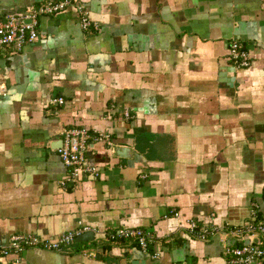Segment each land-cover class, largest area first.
<instances>
[{"label":"crops","instance_id":"0c3cea01","mask_svg":"<svg viewBox=\"0 0 264 264\" xmlns=\"http://www.w3.org/2000/svg\"><path fill=\"white\" fill-rule=\"evenodd\" d=\"M47 1L0 0V20ZM81 1L98 29L69 8L0 56V238L86 226L94 239L6 262L228 264L226 246L242 242L226 230L254 206L264 216V0ZM231 41L248 68L229 61ZM69 128L108 131L113 144H89L97 178L61 187ZM188 220L219 232L200 241ZM122 228L153 242L111 241Z\"/></svg>","mask_w":264,"mask_h":264},{"label":"built area","instance_id":"2783aa9c","mask_svg":"<svg viewBox=\"0 0 264 264\" xmlns=\"http://www.w3.org/2000/svg\"><path fill=\"white\" fill-rule=\"evenodd\" d=\"M69 8L75 11L78 25L82 30L98 29L97 23L90 19L81 0H49L0 20V56L9 47L20 50L25 44L37 40V27L41 17L54 16ZM227 55L229 61L239 68H248L251 64L248 52L237 41H231L227 45ZM63 103L60 97L52 100V104ZM62 135V144L57 149V154L66 169V175L60 182V186L64 187L68 183L76 185L83 176L97 178L98 168L86 161L85 153L89 150L90 143H102L106 147H111L113 144L111 134L108 131L97 133L84 128H69L63 130ZM250 217L251 220L244 226L234 227L225 232L227 237L242 242L239 247L226 246L225 254L228 264H264V216L259 217L254 206L251 208ZM88 231L89 228L86 226H78L54 240L43 239L31 233L11 235L5 243L0 238V264H16V261L7 263L6 258L11 254L18 256L28 249L57 253L65 251L74 243L77 236ZM185 231L200 241H205L219 232L214 225H199L193 220L186 222ZM249 236H254L255 239L249 240ZM110 240L132 241L144 252L153 242V237L141 229L122 228L111 235ZM246 241L247 244H245ZM156 257L157 254L152 256V258Z\"/></svg>","mask_w":264,"mask_h":264},{"label":"water","instance_id":"95a60500","mask_svg":"<svg viewBox=\"0 0 264 264\" xmlns=\"http://www.w3.org/2000/svg\"><path fill=\"white\" fill-rule=\"evenodd\" d=\"M225 237H227V236L225 235ZM93 239H94L93 232L88 231V232L81 234L80 236H77L75 238L74 242H76V243L91 242V241H93ZM245 244H247V242H245ZM1 261H3V259ZM131 264H138V261H133V262H131Z\"/></svg>","mask_w":264,"mask_h":264}]
</instances>
